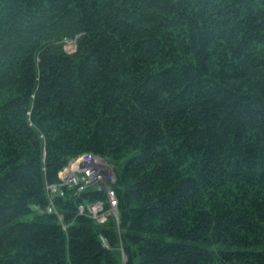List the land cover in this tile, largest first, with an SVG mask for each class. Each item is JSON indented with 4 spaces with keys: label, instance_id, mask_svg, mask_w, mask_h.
Masks as SVG:
<instances>
[{
    "label": "trees",
    "instance_id": "16d2710c",
    "mask_svg": "<svg viewBox=\"0 0 264 264\" xmlns=\"http://www.w3.org/2000/svg\"><path fill=\"white\" fill-rule=\"evenodd\" d=\"M0 264H264V0H0Z\"/></svg>",
    "mask_w": 264,
    "mask_h": 264
},
{
    "label": "built area",
    "instance_id": "2783aa9c",
    "mask_svg": "<svg viewBox=\"0 0 264 264\" xmlns=\"http://www.w3.org/2000/svg\"><path fill=\"white\" fill-rule=\"evenodd\" d=\"M115 175L111 166L103 159L93 154H84L73 160L59 173V181L48 184L50 205L49 213H57L54 198L58 193L63 194L64 187L76 188L78 192H84L90 188H98L105 193V201L79 206V214L88 215L98 224L104 225L111 218L118 219V198L112 183Z\"/></svg>",
    "mask_w": 264,
    "mask_h": 264
},
{
    "label": "rangeland",
    "instance_id": "374dc122",
    "mask_svg": "<svg viewBox=\"0 0 264 264\" xmlns=\"http://www.w3.org/2000/svg\"><path fill=\"white\" fill-rule=\"evenodd\" d=\"M75 46H76V42L75 41H69L68 44H67V50L69 52H73L74 49H75ZM61 172H60V174H61Z\"/></svg>",
    "mask_w": 264,
    "mask_h": 264
}]
</instances>
